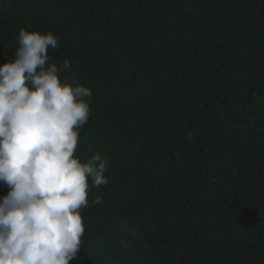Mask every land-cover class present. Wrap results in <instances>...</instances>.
I'll list each match as a JSON object with an SVG mask.
<instances>
[{
  "label": "trees",
  "instance_id": "1",
  "mask_svg": "<svg viewBox=\"0 0 264 264\" xmlns=\"http://www.w3.org/2000/svg\"><path fill=\"white\" fill-rule=\"evenodd\" d=\"M21 29L91 89L74 156L107 160L69 264H264V0H0V66Z\"/></svg>",
  "mask_w": 264,
  "mask_h": 264
},
{
  "label": "clouds",
  "instance_id": "2",
  "mask_svg": "<svg viewBox=\"0 0 264 264\" xmlns=\"http://www.w3.org/2000/svg\"><path fill=\"white\" fill-rule=\"evenodd\" d=\"M51 33L19 32L16 59L0 66V264H69L81 250L89 178L107 184V160L74 156L91 89L61 83L46 64ZM92 203L100 204L97 197Z\"/></svg>",
  "mask_w": 264,
  "mask_h": 264
}]
</instances>
